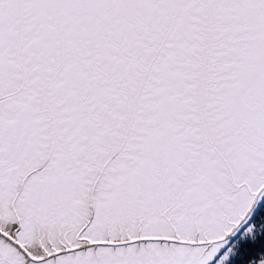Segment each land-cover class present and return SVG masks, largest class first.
<instances>
[{"label":"snow or ice","instance_id":"6c2138e0","mask_svg":"<svg viewBox=\"0 0 264 264\" xmlns=\"http://www.w3.org/2000/svg\"><path fill=\"white\" fill-rule=\"evenodd\" d=\"M0 264H264V0H0Z\"/></svg>","mask_w":264,"mask_h":264}]
</instances>
